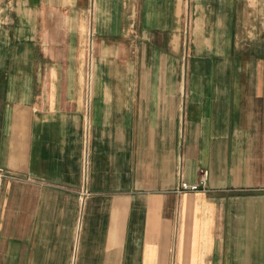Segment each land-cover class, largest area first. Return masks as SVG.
Segmentation results:
<instances>
[{"label":"crops","instance_id":"obj_1","mask_svg":"<svg viewBox=\"0 0 264 264\" xmlns=\"http://www.w3.org/2000/svg\"><path fill=\"white\" fill-rule=\"evenodd\" d=\"M0 169V264H264V0H0Z\"/></svg>","mask_w":264,"mask_h":264},{"label":"built area","instance_id":"obj_2","mask_svg":"<svg viewBox=\"0 0 264 264\" xmlns=\"http://www.w3.org/2000/svg\"><path fill=\"white\" fill-rule=\"evenodd\" d=\"M3 177V174H1L0 171V178ZM208 179V171L203 170L201 172V180L198 184H188L186 182H183L180 180L178 186L176 187V190L178 192H198V191H206V182Z\"/></svg>","mask_w":264,"mask_h":264},{"label":"rangeland","instance_id":"obj_3","mask_svg":"<svg viewBox=\"0 0 264 264\" xmlns=\"http://www.w3.org/2000/svg\"><path fill=\"white\" fill-rule=\"evenodd\" d=\"M88 45H89L88 46V55H89V58H90L91 57V51H92V42H91V39L89 40V44ZM0 171H1V174H3V177L0 178V181H1L6 176V174L1 169H0Z\"/></svg>","mask_w":264,"mask_h":264}]
</instances>
